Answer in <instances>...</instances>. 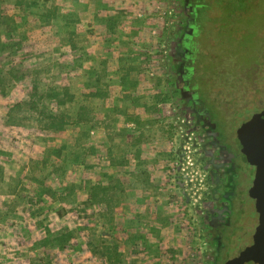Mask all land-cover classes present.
<instances>
[{
	"label": "rangeland",
	"instance_id": "374dc122",
	"mask_svg": "<svg viewBox=\"0 0 264 264\" xmlns=\"http://www.w3.org/2000/svg\"><path fill=\"white\" fill-rule=\"evenodd\" d=\"M179 16L177 0H0V264H208Z\"/></svg>",
	"mask_w": 264,
	"mask_h": 264
},
{
	"label": "flooded vegetation",
	"instance_id": "af4514ba",
	"mask_svg": "<svg viewBox=\"0 0 264 264\" xmlns=\"http://www.w3.org/2000/svg\"><path fill=\"white\" fill-rule=\"evenodd\" d=\"M169 64L204 172L208 264H262L264 0H177Z\"/></svg>",
	"mask_w": 264,
	"mask_h": 264
},
{
	"label": "trees",
	"instance_id": "16d2710c",
	"mask_svg": "<svg viewBox=\"0 0 264 264\" xmlns=\"http://www.w3.org/2000/svg\"><path fill=\"white\" fill-rule=\"evenodd\" d=\"M54 120H55V118L50 116V121H49L50 125H49V127L50 128H56V129L59 128L60 129L61 127L59 126V124L55 123Z\"/></svg>",
	"mask_w": 264,
	"mask_h": 264
},
{
	"label": "water",
	"instance_id": "95a60500",
	"mask_svg": "<svg viewBox=\"0 0 264 264\" xmlns=\"http://www.w3.org/2000/svg\"><path fill=\"white\" fill-rule=\"evenodd\" d=\"M259 241L262 243L263 241V244H264V231L262 232V234L260 235L259 237ZM262 264H264V260H262Z\"/></svg>",
	"mask_w": 264,
	"mask_h": 264
}]
</instances>
